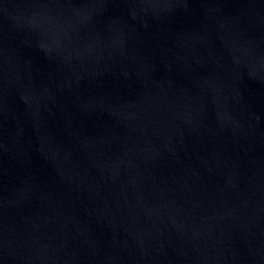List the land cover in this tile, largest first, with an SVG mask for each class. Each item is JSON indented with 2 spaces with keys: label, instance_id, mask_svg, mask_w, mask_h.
Returning a JSON list of instances; mask_svg holds the SVG:
<instances>
[{
  "label": "water",
  "instance_id": "1",
  "mask_svg": "<svg viewBox=\"0 0 264 264\" xmlns=\"http://www.w3.org/2000/svg\"><path fill=\"white\" fill-rule=\"evenodd\" d=\"M0 264H264V0H0Z\"/></svg>",
  "mask_w": 264,
  "mask_h": 264
}]
</instances>
